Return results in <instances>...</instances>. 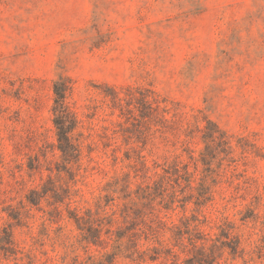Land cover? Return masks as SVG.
Instances as JSON below:
<instances>
[{
  "label": "rangeland",
  "instance_id": "rangeland-1",
  "mask_svg": "<svg viewBox=\"0 0 264 264\" xmlns=\"http://www.w3.org/2000/svg\"><path fill=\"white\" fill-rule=\"evenodd\" d=\"M60 77L79 122L71 163L53 123ZM148 91L183 114L178 139L157 112L141 118ZM205 119L227 145L187 138ZM187 225L219 264H264V0H0V264H186ZM129 229L139 253L125 237L107 262Z\"/></svg>",
  "mask_w": 264,
  "mask_h": 264
},
{
  "label": "trees",
  "instance_id": "trees-1",
  "mask_svg": "<svg viewBox=\"0 0 264 264\" xmlns=\"http://www.w3.org/2000/svg\"><path fill=\"white\" fill-rule=\"evenodd\" d=\"M73 92V86L71 84L70 79L60 77L57 81L53 83V93H54V107H53V123L56 128V136H57V148L62 153V156L68 162H76L79 161L81 157V150L80 146L73 142V137L75 132L78 129V119L75 113L71 110L68 99ZM151 93V92H150ZM149 94V91H148ZM153 94V93H151ZM149 95L141 94V97L138 99L139 104L143 105V110L141 111V118L142 119H149L152 120L155 115L154 113L157 112V120L161 124L162 133L169 132L171 133L176 139H178L179 133L182 129H184V119L183 114L179 112V108H175L173 115L171 118H168L172 112V109L169 108L166 104V100H159V98L154 99V104L148 100ZM132 98L134 96L132 95ZM206 126L202 129L195 128L189 129L187 128L184 133H186L187 138L193 139L196 133H201L202 138L205 142H213L220 145H227L228 138L226 133H224L214 122L209 119H205ZM189 139V140H190ZM190 143V142H186ZM186 145V144H185ZM186 149L190 151V148L187 146ZM193 153V152H192ZM205 159V157H204ZM204 191V190H203ZM206 192H203L201 196L204 199ZM32 204L34 200L29 198L28 199ZM74 220L76 223L79 224L82 217H79L77 214L74 215ZM164 227V225H162ZM149 234L147 235L145 240H149V236L153 238H157V235L160 234L159 227H155L153 225H147ZM129 233L127 235L126 232L124 233H117L114 246L115 252L111 255H107V262L112 263L114 262L115 258L122 252V240L125 237H128L129 241L133 244L135 248V252L139 253L138 250V240L141 236L138 233L132 231L135 229H129ZM87 234L85 235L84 239L95 246L102 245L104 240L102 239L101 230L97 228L96 225H88L87 227ZM111 230H108L106 233H110ZM7 239L6 241L2 242V250L9 252V249L13 245V241L11 240V235L8 232H5ZM188 236L189 245L192 247L190 251H193L195 254L192 256L191 254L187 257L185 263L186 264H219L218 263V256L216 255L214 249H211L210 252H207V238L206 235L198 229V226L191 227V225H187L186 230L182 231L179 230L175 237H176V246L182 247L184 249L187 248L184 244V236ZM222 236L226 239V241L222 242L223 248H229L231 254H236L239 250L240 241L236 237H232L230 233L223 232ZM5 240V239H4ZM157 244H161L160 240H156ZM185 251H183L184 253ZM172 253V252H171ZM108 264V263H107Z\"/></svg>",
  "mask_w": 264,
  "mask_h": 264
}]
</instances>
